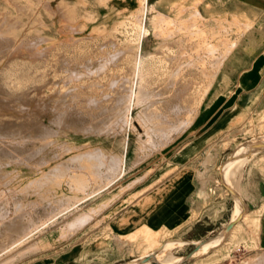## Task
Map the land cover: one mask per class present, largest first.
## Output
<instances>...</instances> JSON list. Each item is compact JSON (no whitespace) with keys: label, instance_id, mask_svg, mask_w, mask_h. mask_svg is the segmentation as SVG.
<instances>
[{"label":"rangeland","instance_id":"rangeland-1","mask_svg":"<svg viewBox=\"0 0 264 264\" xmlns=\"http://www.w3.org/2000/svg\"><path fill=\"white\" fill-rule=\"evenodd\" d=\"M175 1L180 6L174 14L180 21L170 24L171 28L161 23L163 28L172 31V35L154 36L145 41V47L153 52L165 48L147 79L164 93L169 92L166 94L169 105L175 101L181 103L179 109L169 110L166 127L163 123L157 125L168 128L166 133L155 135L153 144L143 146L141 138L146 139L147 135L138 120V110L134 113L136 130H131L133 133L129 132L130 128L126 132L119 128L110 133L85 132L81 128L68 127L67 121L59 123L55 120L58 109L66 113H98L105 109L102 96L112 91L114 78L121 67L128 65L121 51L132 46L129 34L138 21L135 17L139 14L137 0H0V206L7 203L11 216L16 210H22L40 225L34 235L18 246L12 245L17 235L5 239L0 232V264H138L135 259L144 260L150 256L145 264H208L226 257L232 264H264L262 253L245 254L246 250L241 247L255 246L256 226L250 221V231L241 227L237 237H232L231 233L226 239L228 232L215 233V237H223L222 245L205 248L201 256H194L193 252L198 247L195 253L199 252L207 238L193 242L187 234L195 219V222L200 220L198 226L204 228L208 211L214 210L217 219L227 211L230 198L237 203L240 201L239 194L235 195L224 185L223 175L227 185L235 190V184L230 185L226 175L236 168L239 147L264 141V94L255 95L252 98L255 102L249 109L240 106L235 119L230 120L233 124L228 130L220 135L223 128L215 134H211L212 130L198 142L185 146L181 154L188 153L182 158L199 151L195 156L197 159L187 164L189 167L179 170L178 166L167 164L188 141L202 135L221 111L237 98L228 92L236 85L238 72L264 54V10H258L256 21L246 29L247 25L238 20L221 16L207 18L202 13L203 17L193 13L196 10L193 0ZM211 1L228 9L234 5L231 0ZM170 2L164 0L167 9L162 12L172 13L168 9ZM123 21L131 22L130 33L122 28ZM158 23L148 20L147 26L155 30ZM234 43L238 46L224 66L227 82L224 83L222 77L218 79L209 97L211 105L195 120L205 104V98H201L203 88L213 82V74L220 70H217L219 57ZM214 45L218 49L213 53L211 47ZM182 50L188 53L181 54ZM177 66H182L178 82L172 76ZM70 70L72 72L68 74ZM84 78L87 84L82 86ZM99 82L102 85H97ZM68 86L76 90V99L57 101L60 88ZM262 86L264 81L260 92L264 90ZM171 90L176 92L171 93ZM40 101H44L46 108L41 109ZM187 107L197 109L193 121L174 129L185 119ZM227 115L230 114L225 113L223 117ZM35 117L46 130L40 131ZM101 126L106 127V122L102 121ZM127 144V174L116 182L119 186L106 199L136 187L127 195H134L132 201L154 188L115 221L109 218L111 211L103 214L110 204L91 214L88 221L69 231L64 238L51 237L46 247L37 249V240L52 231L57 235L61 227L65 231V224L83 207L99 205L93 198L95 194L83 201L86 203H79L47 223L50 211L59 202L83 198L97 187L93 182L88 191L79 189L89 174L97 171L94 165L100 164L97 159L91 163L80 154L96 148L122 153ZM211 149L212 160L206 159ZM252 149L247 150L253 154L260 151L258 147L256 153ZM249 153L247 161L240 165V171L250 162ZM205 160L211 162L204 163ZM228 160L222 172L219 167ZM260 167L258 164L251 166V173H264ZM245 168L239 181L235 179L237 192L241 190ZM204 171L211 175L207 185L209 195L198 200L199 212L193 211V204L189 207L186 203L182 210L165 212V204L179 185L186 183L193 192L200 184L199 173ZM0 212L1 218L4 213ZM148 219L156 220L158 224L149 225ZM82 250L83 258H79ZM209 253L212 256L199 263L200 258Z\"/></svg>","mask_w":264,"mask_h":264},{"label":"bare ground","instance_id":"bare-ground-1","mask_svg":"<svg viewBox=\"0 0 264 264\" xmlns=\"http://www.w3.org/2000/svg\"><path fill=\"white\" fill-rule=\"evenodd\" d=\"M179 6L180 5L178 4L177 1L171 0L168 9L172 10V13L167 14L161 11L165 8L167 9V5L164 4V0H137L136 8L139 14L135 16L138 20L136 25L134 23L135 26L131 28L132 26H131L130 21L122 22V28L126 29L128 33H130L129 30L132 29V33L129 34L130 44H132V46H129L127 50L121 51L124 57V61L126 64L129 65V67L128 65L121 67V71L118 72L116 78H114V81L111 83L112 91L102 96L101 103L106 104L107 106L106 105L103 106L102 104L101 105L102 107H105V109L103 110L101 109V111L98 113L94 112L95 114L89 113V112L66 113L65 110L58 109V111L56 112L55 120L58 121L59 123H63V121H67L66 125H68V127L70 126V127L77 128V129L81 128L85 132L102 131V133L103 132L110 133L116 130V128H119L123 132L124 131L126 132L130 128L129 132H132L131 130H134L133 132H135L136 125L135 123H133V119L135 118V114H134L135 110H138L137 112L138 120L140 121L142 126H144L146 130V135H147L146 139L141 138V144L143 146H146V145L148 146V145L153 144L155 142L154 140L155 135L159 133L165 134L168 128H161V126L160 128H158L157 125L159 123H163L165 126L166 121L169 118V110L179 109L181 102L175 101L172 105H169L168 101L166 100V98H168L166 94H168L169 92L164 93L163 90L158 89L157 85L148 81L147 77L149 74L152 73L151 70L153 66H155L154 64L155 60L159 58L160 54L163 52L165 48L161 47L157 51L153 52L150 49H147L145 47V41L151 39L154 36L158 38H163V37L172 35V31L166 30V28H163L161 26V23H166L171 28L170 24L180 21L174 14L175 10L179 9ZM196 10L198 11L197 8ZM129 18H130V15H129ZM148 20L158 21L159 26H157L155 30H151L147 26ZM230 48L231 46H227L225 48L224 54H222L221 58L219 57L220 61H218V63L220 62V64L218 65L217 70H219L223 60H225V56L229 52ZM217 49L218 48L216 47V45L211 47V50L213 53L216 52ZM185 52L187 51L182 50L181 54H186ZM181 68L182 66H177L176 68H174L172 72L173 73L172 76L176 77L177 82L179 81L178 77H179ZM183 70H185V68ZM71 72L72 70H70L68 74H70ZM216 74H217V71L213 74V78L216 76ZM68 82L69 81H67V83ZM83 82L84 83H82V86H85L87 84L86 83L87 80L84 78ZM211 84L212 83L209 82L203 88L202 96H201L202 99L205 98L207 92L209 91ZM97 85L100 86L102 84L99 82ZM170 92L171 93L176 92V90H171ZM75 93H76V90L74 89L72 90L70 86L66 87L65 89H62L61 87L59 96L57 97V101L58 99L60 101H69V100L74 101L77 97ZM93 99L94 97L89 100L91 101ZM43 102L42 101L39 102L41 109L46 108V105ZM93 110L95 111V109ZM196 111L197 109L193 110V107H187L186 111H184L186 112L185 119L182 120L183 119L182 118L181 119L182 121L180 122V124L178 123V125L174 126L173 128L178 129L180 126L184 125L185 123L187 124L189 122H192L195 117ZM35 120L37 121V124L40 126L41 132L46 130L44 124L40 121L38 117H35ZM102 121L106 122V127L101 126ZM258 142H264V141L262 140ZM8 148L4 147V149H8ZM248 148H249L248 146L245 147L244 145H241L239 147L236 168L234 169L232 173L229 172L226 175L228 177L230 185L235 184L237 180L236 176L239 175V173L242 171V168H241V171L239 169L241 167L240 165L243 164L248 159V155H247L249 153V151L247 150ZM253 149L252 151L256 153L257 150L255 148ZM263 149L264 147L259 148L258 150H263ZM126 150H128V144L124 146V151L122 153L120 152L119 153H109L105 151L103 148H96V149H91V150L82 152L80 154L81 157L82 156L86 157L91 163H93L92 162L93 160L97 159L100 164L94 165V167L97 168V171L91 172L89 176L85 179V182L80 185L79 189L82 191H88L90 184L93 182L97 184V187L94 191L87 192V194L83 198L76 199V200L67 199V201L59 202L55 208L52 207L53 210L50 211L51 216L49 217L47 223L51 221L52 219H54L55 217H58L66 213L67 211H71L76 205L83 202L84 200L93 197L95 194L102 193L107 188L113 186L116 182H118L120 178L122 179V177L127 172V152ZM210 153H212V149L209 150V154ZM212 155L211 154L208 155L209 158ZM208 156H207V159H209ZM208 161L209 160L207 161L205 160L204 163ZM210 162L211 160L209 161V163ZM207 172L205 173L208 174ZM204 176H202L203 177L202 179L206 177ZM230 190L233 193H235V190L233 188L230 187ZM208 195H209L208 192L206 191L203 192L204 197H207ZM117 196L118 194H115L113 198L112 197L111 198L114 199ZM6 205H2L1 203V206H0V210L4 213V215L0 218V232L3 234V237L6 236L4 237L5 239L11 238L17 235L18 238L12 242V245L18 246L22 244L23 241L27 240L30 236L34 235V232L39 230L40 225L38 224L37 221L32 219L30 216L26 215L25 212L22 210H16V213L11 216L10 215L11 213L9 214L10 211ZM97 210H98L97 207H93L91 209L79 211V213L76 214L75 216L76 218L78 217L76 222L73 221L75 220L73 219L74 218L73 217L72 218L73 223H68L66 227L68 228V227L75 226V225L76 226L82 225L85 221L89 219L90 215L96 212ZM242 211H243V208L238 202L234 209V218L239 216L242 213ZM222 242H223L222 236L216 237V239L210 240L209 242H203L200 247L199 252L195 253L194 256H201L202 254H204L203 250L205 248L213 247V246L218 247L219 245L222 244ZM165 255L167 257L170 256L169 253H166Z\"/></svg>","mask_w":264,"mask_h":264},{"label":"crops","instance_id":"crops-1","mask_svg":"<svg viewBox=\"0 0 264 264\" xmlns=\"http://www.w3.org/2000/svg\"><path fill=\"white\" fill-rule=\"evenodd\" d=\"M231 1L234 5L232 8L230 7L228 9V8H223L220 3H217V2L215 3L211 0H193V6H195L198 9V11L193 10V13L197 12L201 16L203 14L207 18H210L211 16L212 17L213 16H221V17L227 18L229 20L230 19L231 20H238L239 22L246 24L247 26L245 28L247 29L250 27L249 25L252 22L256 21V16L259 13L258 10H264V0H231ZM199 5L202 6V9L199 8ZM200 10H203V11L201 12ZM237 46H238V44L236 45L234 43L233 46L231 47L230 51L225 56V60H223L221 66L219 68L220 69L219 73L217 71L215 79L212 82V84L209 88V91L206 94V97L204 99L205 100L204 107L200 110V113L198 114V116L195 120H197L200 116H203L205 114L207 108L209 107V105H211L212 102L209 101V97H210V95L213 91V88L215 87L218 79L220 77H222L223 82L224 83L227 82L228 76L226 74V71H224V66H225L226 62L234 55V52H235ZM263 81H264V54H261V55H258L252 61L250 66H248L247 68L242 69L238 72L237 77H236V85L234 86L232 91L228 92L229 95H236L237 98L235 100H233V102L229 103L228 106L223 109V111H221L219 116L213 120L211 125H209L208 129L202 135H200L199 137H197L194 140L192 139V140L188 141L183 147H181L179 149V151H177L173 160H171L167 164H170V163L174 164V165L178 166L179 170H183L182 168L184 166L189 167L187 164H190V162H192V160L195 158V156L198 154L199 151L198 152L196 151L197 153L193 152V153L189 154L186 158H182V155L184 157L188 153V152H184L183 154H181L184 147L187 145L193 144V142H198L207 133H209L212 130L213 131L211 132V134H215V132H217L219 129L223 128L222 131L218 135H220L225 130H228L231 127V125L233 124L232 121H230V120L235 119V117H236L235 114L238 113V110H239L238 108L240 106H245L246 110L249 109L251 104L253 102H255V100L253 101L252 98L257 94H264V90H263L264 86H262L263 91H261V92L259 91L260 86H261ZM262 110H264V108ZM262 110H260V111H262ZM225 113H229L230 115L223 117L225 115ZM202 124L203 123L199 124L198 126H200ZM218 135H216V136H218ZM212 137H214V136H212ZM212 137H210V138H212ZM263 150H260V151H263ZM260 151H258L256 154L249 153L251 160L246 165H249L250 167L245 165L246 168L244 166L242 171L238 175L237 182L239 181V176L242 174V172L244 171V168H245V175H244V178L242 180L241 190H240V192H237V190H236L237 182H236L235 183V193H234L235 195H237V193L239 194V198H240L241 202L240 201H238V202L241 205V207L243 208L242 212L244 215H243V218L235 224L233 229L225 235L226 239H229L231 233H232V237H237V232L241 227H244L245 231L248 232V231H250L249 230V221H250V223L254 224V226H256V233L254 236L255 237V246L252 248L246 247L244 245L241 246L244 248V250H246L245 254H249V255L261 254V253L264 255V173L257 172V171H254L253 173H251V166H253L255 164H258L259 166H261L260 168L264 169V153H259ZM210 154L212 155V153H210ZM210 154L208 152V155H210ZM208 158H209V156H208ZM195 159H197V158H195ZM211 160H212V158H211ZM228 161L225 162L224 165L219 167V169L221 168L222 172H223L224 167L228 163ZM205 172H207V171L199 173V174L202 173L201 175H199V177L201 178V179L199 178L200 184L198 185L197 188H195L193 190V192H190V189H188V187H189L188 184L181 183L179 185V187L177 188L174 196H172L170 199H168V202L164 206L165 210L164 209L163 210L165 212L168 210L173 211L175 209L176 210L177 209L182 210V207H184V205L186 203L189 207H191V205L193 204V211L199 212L198 200L200 198L203 200V198H204L203 192L204 191L208 192L207 185H208L209 179L211 177V175H208ZM126 174H127V172L125 173L124 176H126ZM204 174L206 177L204 176ZM222 175H223V173H222ZM202 176H204L205 178L202 179L203 178ZM207 177H209V178H207ZM223 179H224V185L226 186V188H228V190H230V187L227 185V183H226L227 181L225 180L224 175H223ZM201 180H203V181H201ZM144 182L145 181H143V183ZM203 182L206 184H204ZM117 186H119V185H117V183H115L113 186L107 188L102 193L97 194L95 197H93L95 201L98 200V202H99V205L94 206V207L98 208L97 212H99L100 210H102L103 208H105L111 204V206H109L103 212V214L106 213L107 211H111L109 218L112 219L113 221L122 217L126 212H128V210L131 207H133L134 205H136L138 203L139 199H143L146 196V194L154 188L153 187L151 189H148L146 193H143L140 197L135 198L132 201H130V200L134 197V195H131L128 197H127V195L132 193L133 190L136 189V187L132 188L131 190L127 191V193L124 194V192L126 191L125 190L123 193L118 195L119 197L117 196L116 198L112 199L113 198V195H112V198L108 197L106 199V197L108 195H110L112 192H114L117 189ZM161 200H163V198L160 199V201ZM160 201H159V203H160ZM105 202H106V204H105ZM83 203H86V202H83ZM227 203H228L227 204V211L224 212L222 214V216H220L219 218H217V219L214 218V210H211V212L208 211L205 214V221H204L205 227L204 228L199 227L198 223L200 222V220L195 222V220H196L195 219L193 221L192 226L187 230V234H190L188 237L189 240L196 242V241H201L202 239L207 238L208 241H205V242H209L210 239L213 240L216 238L215 233L218 234L220 232H224V228L230 222H232L233 220H235L238 217L237 216L236 218H234V209H235L237 201L234 202V199L230 198V200ZM82 204H80V205H82ZM87 207H88V205L85 208L83 207L82 210L91 209V208H87ZM181 210H179V211H181ZM183 213H184L183 211L181 213H179L180 217L183 216ZM77 218L74 217L73 219H75V220L71 219L65 225H67L68 223H73V221L76 222ZM176 218H177V216H176ZM180 223H181V221L178 222L177 224H180ZM147 224L156 225V224H158V222L156 220H153V219L152 220L148 219ZM74 227L78 228L80 226H76V225L71 226V227H68L69 229L66 228L65 231H62V229H61L62 227H61L60 231L57 235H55L54 232L52 231L49 235L42 237L40 240H37V249H40L42 247H46L51 242V239H50L51 237L52 238H55V237L56 238H64L65 236H67V234H69V231L75 229ZM218 237H220V236H218ZM249 238H251V237L249 236ZM247 244H250V243H247ZM196 250L193 252V255L195 254ZM82 256H83V250L79 253L78 257L83 258ZM211 256H212V253H209V255H207V256H202L199 260V263L209 259V257H211ZM150 257H147L144 260H142L138 257L135 260L137 261L138 264H145L143 261L150 260ZM232 263L233 262L229 259V257H226L222 260L214 261V262H211L208 264H232ZM72 264H76V262H72Z\"/></svg>","mask_w":264,"mask_h":264},{"label":"water","instance_id":"water-1","mask_svg":"<svg viewBox=\"0 0 264 264\" xmlns=\"http://www.w3.org/2000/svg\"><path fill=\"white\" fill-rule=\"evenodd\" d=\"M262 148L264 147V142H255V143H251L249 144V148ZM243 218V212L232 222H230L225 228H224V232H229L233 229V227L235 226V224L237 222H239L241 219Z\"/></svg>","mask_w":264,"mask_h":264}]
</instances>
